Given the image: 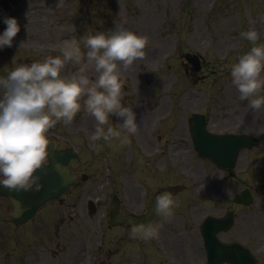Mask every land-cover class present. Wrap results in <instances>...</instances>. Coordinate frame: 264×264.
Instances as JSON below:
<instances>
[{
  "label": "rangeland",
  "instance_id": "obj_1",
  "mask_svg": "<svg viewBox=\"0 0 264 264\" xmlns=\"http://www.w3.org/2000/svg\"><path fill=\"white\" fill-rule=\"evenodd\" d=\"M5 15L17 17L21 29L13 38L14 44L11 47L0 49V75H6L16 62H31L49 54L59 55L63 41L73 36L80 38L89 32L108 31L117 25H124L139 34L147 35L149 42L144 57L148 60L137 58L127 67L121 64L120 71L125 80L123 102L133 105L140 119L149 110L159 107L164 114L170 112L169 121H163V124L161 121L158 130L153 131L152 128L150 133H146L148 124L155 125L158 119L155 118L151 122L144 119L146 128L142 127L143 122L138 121L140 125L138 130L140 129V133L145 136V138L138 136L139 142H136L133 135L130 136L128 143H122L119 138L95 142L103 145L95 151L98 154L103 150V158L102 155L94 157L95 154L86 158V161L92 162L89 171L92 177L84 186L94 187L96 184L94 181L100 176L102 162V170L108 168L106 175L110 184L106 186V190H102V195L108 199V203L111 188L115 187L119 190L120 180L116 177L121 172L125 176L123 184L134 188L135 191L140 190L135 188L132 180L146 179L144 173L147 166L152 165L151 160L147 161L143 156L151 153V148H154L157 157L159 147L163 148L164 142L170 140L171 149L169 148L168 156L170 182L161 187L169 186L173 189L176 185L180 189L175 194L179 201V207L175 210L177 222L185 223L188 228L191 225L195 226L194 210L201 204L210 207L207 212H202L200 217L211 211L218 212L211 206H221L223 197L220 195L224 193L223 184L218 186V203H207L198 198L199 193L194 187L196 177L193 173L197 162L187 134L184 136L179 130L184 128L185 120L189 116H183L186 112L205 109L210 117L213 116L212 113L215 111L211 108L216 103H220L219 99L222 96L220 91L226 89L231 81L230 65L239 54L252 46L251 41L240 36L242 29L247 30L250 27L249 17L257 20L256 27L260 32V40L257 43L264 42V19H261L264 17V0H0V31L6 27L2 20ZM81 46L83 48V44ZM187 51L203 57L204 71L201 76L205 79L198 82L197 77L200 74H196V77L193 72H189L187 77L184 76L180 59ZM77 68V65L69 61L65 65L63 74L70 75ZM88 75L95 78L94 67H89ZM74 122L70 124L58 122L49 130V139L55 138L61 144L72 142L74 145H80L82 150L87 148V145L90 146L92 144L90 136L87 139L82 127L76 124H92L93 132L95 118L81 109ZM217 127L224 129L225 124ZM176 137L185 138V145H182L179 156L175 146L172 145ZM118 141L120 143L116 145ZM123 144L125 146L129 144L132 148L121 151ZM111 147L113 148L110 151ZM118 157L121 159L118 160ZM178 157L182 159L181 162L173 160ZM252 157L253 154L249 155V159ZM123 158L128 160L124 161ZM181 165L185 168L182 172L178 167ZM158 188H160L159 183H153V186L147 190H140L141 199L135 198L136 204L147 200L146 197L151 196V192ZM204 192L211 197L208 191ZM98 196L97 193L93 195V197ZM71 197L67 198L66 202H70ZM125 201L127 202L126 199ZM224 208L230 209L231 206ZM177 222H173L172 225H178ZM183 223L178 225V230ZM188 234L191 235L192 232L188 231ZM237 234L234 229L224 238L229 239ZM254 235L249 237L247 243L253 247L257 257L263 259L259 247L261 244L256 242ZM193 242L194 239L185 244L187 259L183 256L181 263L175 260L178 263L173 261L174 264H203V261L200 263L193 255Z\"/></svg>",
  "mask_w": 264,
  "mask_h": 264
},
{
  "label": "clouds",
  "instance_id": "obj_2",
  "mask_svg": "<svg viewBox=\"0 0 264 264\" xmlns=\"http://www.w3.org/2000/svg\"><path fill=\"white\" fill-rule=\"evenodd\" d=\"M2 20L6 27L0 31V49L11 47L21 29L15 16L5 15ZM256 24L257 20L249 17L250 27L242 29L240 36L252 46L230 65L231 84L253 110L264 107V42L257 43L260 32ZM148 42L147 35L117 25L65 39L59 55L16 62L6 75H0V185L16 192L41 189L37 170L48 163V132L60 121L70 124L81 109L96 121L90 135L94 149L103 146L95 143L101 140L130 142L139 122L133 105L123 102L125 80L120 68L143 58ZM69 61L78 68L65 75ZM90 66L95 78L88 75ZM113 117L119 118L116 123ZM178 207L173 192H159L153 211L161 221L134 223L129 235L142 240L158 238L163 222L173 218Z\"/></svg>",
  "mask_w": 264,
  "mask_h": 264
},
{
  "label": "flooded vegetation",
  "instance_id": "obj_3",
  "mask_svg": "<svg viewBox=\"0 0 264 264\" xmlns=\"http://www.w3.org/2000/svg\"><path fill=\"white\" fill-rule=\"evenodd\" d=\"M257 128V126H255ZM5 205L0 204V264H104L102 254L98 252L90 254L87 259V245L88 241L80 232L84 230V226L76 231L80 237L75 240L78 245H74V237L70 242V246L63 248L59 252L58 244V227L56 226L55 240L52 242L50 236H47L46 229L39 221L33 220L32 224L22 227L20 233H12L10 225L7 224L5 216ZM68 221L73 222L76 217H84L85 209L79 210L75 205L68 213ZM64 219H61V223ZM26 225V224H25ZM71 225L68 224V228ZM7 236V237H6ZM21 237V239H20ZM19 240L20 250L18 253L15 247L12 250V241ZM164 243V242H163ZM72 245V250L70 247ZM165 245V244H163ZM101 247H99L100 249ZM88 261V262H87Z\"/></svg>",
  "mask_w": 264,
  "mask_h": 264
},
{
  "label": "water",
  "instance_id": "obj_4",
  "mask_svg": "<svg viewBox=\"0 0 264 264\" xmlns=\"http://www.w3.org/2000/svg\"><path fill=\"white\" fill-rule=\"evenodd\" d=\"M67 151L56 153L54 151V143L49 145L48 158L52 164L46 172V176L41 179L42 189H33L27 191L21 190L19 192L9 191L4 187L0 193L6 194L14 206L15 212L19 215L16 221H22L21 218L28 217L38 205L42 204L46 199L59 194L69 182L68 164L71 162L68 159L65 161L63 156ZM42 177V176H41ZM16 215V214H15Z\"/></svg>",
  "mask_w": 264,
  "mask_h": 264
},
{
  "label": "bare ground",
  "instance_id": "obj_5",
  "mask_svg": "<svg viewBox=\"0 0 264 264\" xmlns=\"http://www.w3.org/2000/svg\"><path fill=\"white\" fill-rule=\"evenodd\" d=\"M141 59H143V60H148V58H147V57L138 58V60H141Z\"/></svg>",
  "mask_w": 264,
  "mask_h": 264
}]
</instances>
